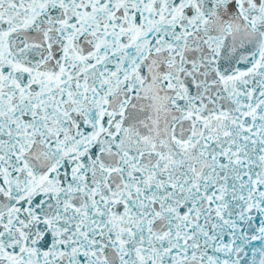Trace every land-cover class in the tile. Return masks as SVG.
Segmentation results:
<instances>
[{"label": "snow or ice", "instance_id": "6c2138e0", "mask_svg": "<svg viewBox=\"0 0 264 264\" xmlns=\"http://www.w3.org/2000/svg\"><path fill=\"white\" fill-rule=\"evenodd\" d=\"M0 264H264V0H0Z\"/></svg>", "mask_w": 264, "mask_h": 264}]
</instances>
